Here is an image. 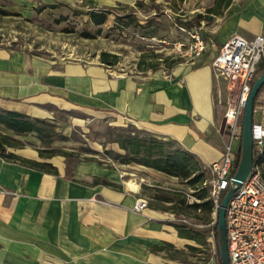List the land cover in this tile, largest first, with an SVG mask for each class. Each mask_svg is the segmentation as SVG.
I'll list each match as a JSON object with an SVG mask.
<instances>
[{
    "label": "crops",
    "instance_id": "1",
    "mask_svg": "<svg viewBox=\"0 0 264 264\" xmlns=\"http://www.w3.org/2000/svg\"><path fill=\"white\" fill-rule=\"evenodd\" d=\"M137 1L0 0V7L82 6L88 16ZM226 10L214 51L233 34L251 40L264 31V0H231ZM263 71L261 64L258 73ZM214 76L211 58L127 74L98 60H61L0 46V109L49 121L58 111L74 109L112 115L173 141L205 165L217 160L229 141L217 126L223 115L215 106ZM231 143L237 149L239 141ZM8 151L48 162L56 173L0 157V264H193L176 255L185 248L196 252L201 239L180 235L170 215L149 203L133 209L138 198L147 200L154 182L175 177L144 166V175H136L98 159L40 158L29 146ZM262 168L264 175V160ZM206 264H219L216 255Z\"/></svg>",
    "mask_w": 264,
    "mask_h": 264
},
{
    "label": "rangeland",
    "instance_id": "2",
    "mask_svg": "<svg viewBox=\"0 0 264 264\" xmlns=\"http://www.w3.org/2000/svg\"><path fill=\"white\" fill-rule=\"evenodd\" d=\"M142 5L113 6L107 20L101 25H94L89 16L80 8H68L65 5L53 4L40 8L3 3V9L9 12L0 15V46L28 51L35 55L61 60H78L90 63L99 60L101 52L117 55V62L109 68L118 73L134 74L136 72L152 73L158 70L168 71L178 65L193 63L197 60H209L217 48L216 35L225 22L228 11L226 7L216 8L218 14L209 11L215 6V0H138ZM40 8V9H39ZM135 21L125 24L132 14ZM187 22L199 28L205 42V50L197 58L185 54L191 38L188 27L179 26L176 22ZM183 28V29H182ZM191 28V27H190ZM88 33V36L85 35ZM152 34L154 36L149 37ZM146 35V36H142ZM183 42L180 49L178 43ZM214 52V53H212ZM153 65V66H152ZM259 74V73H258ZM215 78V106L218 113L224 114L229 104L236 100V92L230 90L228 84L220 76ZM220 111V112H219ZM242 120V119H241ZM53 123L54 132L49 133L51 144H46L36 135L15 137L21 139L23 146L37 149H51L63 154L72 153L74 157L83 160L95 158L108 166L124 165L127 172L144 175L142 165L136 163H120L113 159L112 153H123L117 143L108 141L106 131L113 127H129L139 129L130 122H121L112 115H94V113L74 109L69 112H56ZM221 122V121H220ZM220 122L217 124L219 127ZM0 131L6 130L0 126ZM11 135L12 132H6ZM203 168V166H202ZM202 186H208L209 171ZM153 191H146L147 202L152 207H158L170 215V220L178 223V217L170 212V203L157 201V195L185 197L187 204L209 199H198L194 190L179 179L171 182H154ZM157 209V208H156ZM164 209V210H163ZM197 217L190 212H182L186 223L192 227L193 237L202 240L196 246L198 250L192 253L188 248L182 249L183 254H177L180 260L193 264L210 263L213 253L210 237V226L213 212H203L198 209ZM187 229V228H186ZM173 252V251H172Z\"/></svg>",
    "mask_w": 264,
    "mask_h": 264
},
{
    "label": "built area",
    "instance_id": "3",
    "mask_svg": "<svg viewBox=\"0 0 264 264\" xmlns=\"http://www.w3.org/2000/svg\"><path fill=\"white\" fill-rule=\"evenodd\" d=\"M183 29V28H182ZM191 38L185 54L199 57L205 50V42L194 26L188 29ZM184 46L178 43L179 49ZM264 65V31L249 40L233 34L221 45L211 59L214 75L226 81L230 90L236 92V100L229 104L223 114L228 143L220 157L202 165L209 171V199L213 220L210 237L214 239V224L220 204V196L231 185L236 160V149L232 141H240L241 119L248 93L257 77L260 65ZM264 85L254 101L252 113V167L247 177L235 189L225 208L226 244L229 264H264ZM148 205L145 198H138L133 206L141 211ZM186 223V218H178ZM216 255L215 245L212 246Z\"/></svg>",
    "mask_w": 264,
    "mask_h": 264
},
{
    "label": "trees",
    "instance_id": "4",
    "mask_svg": "<svg viewBox=\"0 0 264 264\" xmlns=\"http://www.w3.org/2000/svg\"><path fill=\"white\" fill-rule=\"evenodd\" d=\"M214 3L215 6L210 8L209 11L214 14H218L216 8L220 6L227 7L231 3V0H215ZM141 5L142 3H140L139 1L135 3L136 7H140ZM110 11L111 8H106L99 11H89L87 14L90 21L94 25L99 26L107 20ZM6 14H9V12L0 7V15ZM126 16L127 18H129V20L125 23L127 26L135 21L133 13ZM176 24L181 27L185 26L188 28L194 25L181 21L176 22ZM85 35L88 36V33H85ZM148 36L152 37L154 36V34H152L151 36L149 34ZM117 59V55L108 52H101L99 56L100 62L107 66L115 64L117 62ZM0 126L4 129L9 130L13 134L11 135L9 133L0 131V157L8 160H19L41 170L56 173V168L48 162L23 159L16 154L8 151V148L23 147V142L21 141V139L15 137L16 135H36L46 144H51L53 140L49 137V133H51L52 131L54 132L53 123L44 118L30 117L17 111L0 109ZM106 135L108 137V141L117 143L119 148L123 150V153H113L110 151V153H112L113 159L118 160L120 163L124 164L133 162L144 167L152 168L168 176L175 177L184 182L186 186L192 188L194 190V195L198 199H205L208 196L207 194L209 191V187L202 186V183L205 181L207 175H205V171L204 168H202L201 162L193 153L186 151L185 149L175 144L173 141L157 138L144 130L134 129L132 131L128 126H116L113 128H108V130L106 131ZM46 150L47 149H37L38 156L40 158H50L56 155L65 157L74 156L72 153L64 152L63 154H61L53 149H51L49 153H46ZM239 156L240 145L238 144V147L236 149V160L233 173H235V170L237 168ZM83 160L97 159L87 157ZM225 193L226 191L221 194L220 202ZM155 198L157 199V201L170 203V212L176 215L178 218H186L185 216L181 215L182 212L186 211L192 213L194 217H197L196 211L198 209L203 212H208L211 209L212 205L210 199L187 204L184 196L182 198H179L178 196L157 195ZM153 208L159 209L158 207ZM216 225L217 217L214 224L212 225V230L215 242L216 258L218 263L220 264L219 240ZM175 226L178 229L180 235H185L189 238H193V236L191 235V232L193 231L192 227H190L187 223L178 222Z\"/></svg>",
    "mask_w": 264,
    "mask_h": 264
},
{
    "label": "water",
    "instance_id": "5",
    "mask_svg": "<svg viewBox=\"0 0 264 264\" xmlns=\"http://www.w3.org/2000/svg\"><path fill=\"white\" fill-rule=\"evenodd\" d=\"M264 84V71L260 73L252 83L251 89L248 93L241 120V134H240V156L237 168L231 179V185L224 194L217 211V232L219 240V256L220 264H229L226 244V222H225V208L228 199L231 197L235 189L247 177L252 167V113L254 101L257 93ZM219 132L227 134L225 129V119L223 118L219 125Z\"/></svg>",
    "mask_w": 264,
    "mask_h": 264
},
{
    "label": "bare ground",
    "instance_id": "6",
    "mask_svg": "<svg viewBox=\"0 0 264 264\" xmlns=\"http://www.w3.org/2000/svg\"><path fill=\"white\" fill-rule=\"evenodd\" d=\"M129 181V180H128Z\"/></svg>",
    "mask_w": 264,
    "mask_h": 264
}]
</instances>
